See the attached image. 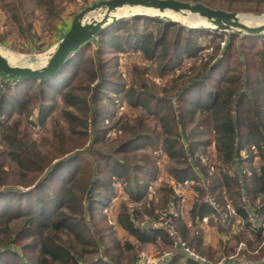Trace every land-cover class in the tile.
Here are the masks:
<instances>
[{
	"label": "trees",
	"instance_id": "trees-1",
	"mask_svg": "<svg viewBox=\"0 0 264 264\" xmlns=\"http://www.w3.org/2000/svg\"><path fill=\"white\" fill-rule=\"evenodd\" d=\"M3 1L18 31L25 35L27 41H34V24L28 20L27 0ZM181 1L202 3L230 12L264 13V0ZM36 3L38 6L44 4L56 21L60 20L56 0H37ZM142 21L149 26L153 24L155 28L140 33ZM113 31H121L122 34L115 36ZM209 33L205 29H191L157 17L135 16L102 29L89 41L91 45L87 53L85 46L88 42L54 76L22 81L0 76L8 83L6 90H0V136L8 142L2 153L6 151L11 161L20 166L22 177L38 174L31 173L25 164L27 156L34 157V154L22 138L6 134V126L12 122L18 126L25 119L32 124H36L33 119L44 123L56 107L48 101L56 100L58 96L62 97L66 107L61 110V118L68 125L67 128L61 127L52 116V122H56L53 131L55 146L49 155L54 164L38 183L33 185L32 182L25 191L17 190L25 197L17 196L13 201L15 206H0V256L10 252L9 264H120L110 254L112 248L104 246V236L85 231V218L92 215L97 198L105 200L109 193L114 192L116 183L123 185L133 202L140 200L158 173L154 166L148 167V158H144L145 164H142L139 161L128 162L126 155L133 149L145 147L146 142L138 144L145 139L152 147L160 145L154 152H160L173 163L170 169L175 184L184 185L192 181L194 190L201 196L205 194V182L210 179L211 167L203 162L197 166V161L207 154L200 147L213 144L219 162L217 167L225 170L219 176H213L212 195L225 201V207L221 206L227 218L231 212L223 190L227 191L233 201L234 215L245 220L248 228L256 233L259 244L263 245L260 253L264 257V34L229 33L225 39L224 34L215 33L212 40L220 37L222 41L215 44L212 52H205L200 38ZM239 39H246L248 44L238 42ZM221 42L225 44L221 46ZM130 47L141 52L147 61L161 65L160 70L164 73L175 69L185 54L197 57L194 63L200 65L186 71L189 76L174 96L178 99L177 108L170 100L162 101V107L154 104L155 93L144 86L130 87L126 94L129 109L142 108L159 120L165 135L163 139H155L152 134L140 136L142 130L130 136L117 135L119 146L116 150L92 148L93 157H84L86 153L78 148L89 141L88 131L95 124L91 121L99 114L103 96L109 89V79L116 75V69L109 68L113 63L109 61L112 57L108 52L120 53ZM213 57L215 62L210 64ZM77 91L80 95L76 94ZM109 104L114 106L115 102L110 100ZM107 111L102 110L103 118ZM208 128L212 130L211 143L197 138L205 135ZM114 130L120 129L115 127ZM187 132L192 134L189 140ZM105 139L106 135L102 141ZM93 140H98V134ZM69 142L72 149H77L76 152L71 148L65 150ZM245 151L246 158L243 155ZM96 158L98 162L94 163ZM29 162L37 172H42L47 166ZM175 184L169 189L170 200L179 203L182 197L178 195ZM3 189L0 188V192ZM219 212L207 202L197 201L189 215L192 223L197 225L205 218L210 217L212 221L213 216L220 217ZM132 216L128 213L121 220L127 234L142 243H154L158 238L173 244L167 232L141 230ZM179 220L182 222L181 218ZM180 230L181 238L186 239L184 227ZM197 244L189 245L195 250L194 245ZM128 247L132 249L133 245ZM175 248L178 254L168 264H206L180 246ZM20 250L29 251L32 256L24 257ZM257 264H264V261Z\"/></svg>",
	"mask_w": 264,
	"mask_h": 264
},
{
	"label": "rangeland",
	"instance_id": "rangeland-1",
	"mask_svg": "<svg viewBox=\"0 0 264 264\" xmlns=\"http://www.w3.org/2000/svg\"><path fill=\"white\" fill-rule=\"evenodd\" d=\"M102 0H56V7L60 13V20L56 21L53 17L52 12L43 4L38 6L37 0H27L26 8H28V20L34 24V41L29 42L26 40L25 35L18 31L17 24L11 20V16L7 11L6 3L0 0V42L1 50L4 52L11 53L13 55L27 57L24 63H20L24 66L41 67L45 64L47 56L52 52L59 40L69 30L73 19L86 7L97 3ZM193 3V2H192ZM238 13V12H237ZM98 12L92 13L96 16ZM244 15L263 16V14L257 15L254 13H240ZM101 16V15H100ZM153 17V16H149ZM132 16L122 20H130ZM120 20V21H122ZM163 20V19H162ZM200 20V19H198ZM118 22V21H117ZM116 23V22H115ZM180 24L191 28V29H205L210 33L207 36H202L200 41L202 46L205 48V52L211 50L215 44L220 40L218 37L215 41L212 40L215 33L224 34L223 37L226 39L227 34L233 32H220L213 28L204 27H191L193 25H185L184 22ZM114 24L111 22L108 26ZM207 24L203 22L201 25ZM60 27L58 28V26ZM140 33L150 29H154L155 26H149L148 23L142 21L139 24ZM115 36L121 35V31H113ZM248 35V34H239ZM126 35H124L125 38ZM96 35L93 37L95 38ZM92 38V39H93ZM224 39V40H225ZM124 40V39H123ZM239 41L248 44L246 39H239ZM85 46V53L91 45L88 42ZM225 43L221 42V46ZM104 43L101 44L103 46ZM93 46V45H92ZM236 43L234 44V47ZM131 49L123 50V52L109 51V57L111 64L109 68L112 70L116 69V75L109 79L108 87L106 89V95L103 96L102 106L99 107V114L92 119L91 122H95L94 126L90 127L88 131L89 141L79 147L78 149L83 150L86 154L84 157H93V150L102 149L109 151L119 146L116 141L117 135L130 136L135 131H140V136H152L155 139H163L165 135L162 133L161 125L159 120L154 115H149L142 108H135L134 110L129 109V102L126 99V94L130 90V87L141 88L142 86L147 87L155 93L154 104L163 106L164 100L173 101L172 105L175 108L178 107V99L175 98V94L181 89L183 83L188 78L186 71L190 67L197 68L200 63H194L195 58L189 54H185L180 64L175 69L167 72H162L161 65H158L154 61H147L143 54L133 47ZM113 55H110V54ZM74 56V54L72 55ZM83 55H81L82 57ZM242 58V57H241ZM214 57L210 60V64L214 63ZM8 86L7 82L0 77V90H6ZM40 97L41 94L37 92ZM80 95L79 91L76 92ZM82 94V93H81ZM90 96V95H87ZM115 102V105H110V100ZM50 104H54L56 107L53 114L44 122L40 123L39 120L33 119L36 124L25 119L20 122L17 126L14 122L6 126L5 133L10 136H15L18 139L22 138L23 143L26 144L34 154V157L27 156L25 164L30 168L31 173L35 176L30 178L22 177L19 169L20 166L17 163L11 161L9 154L3 151V148H7L8 142L0 136V164H2L0 173V188H4V191L0 193V206L1 208L5 204H12L15 206L16 197L21 196L17 190L25 191L27 186L34 182L33 185L39 182L42 177L46 174L49 167L54 164L53 158L49 153L54 149L55 141L53 140V131L56 128V122H59L61 127L67 128L68 125L61 118V110L65 107L63 99L58 96L56 100L50 99ZM153 104V105H154ZM167 105V104H166ZM66 108V107H65ZM102 110H108V114L103 118ZM52 116H55L56 122H52ZM141 121L143 123L141 124ZM28 122V123H27ZM117 127L120 130H114ZM207 133L199 135L197 138L204 141H213L212 130L207 129ZM1 134V132H0ZM95 134H98V140H93ZM106 135V139L102 141L103 136ZM191 133L187 132L186 137L188 140L191 138ZM76 137V135H75ZM146 142L145 147L133 149V152H129L126 156L128 162L139 161L145 164L144 158H148V167H155L157 175L154 180L148 184L145 193L141 196L138 202H133L130 195L124 190V187L120 183H116L113 193H109L105 200H98L95 203V208L92 210V215H88L85 218L86 232L92 233L95 236L102 235L106 238L104 242L105 247H111L110 254L114 260L119 261L120 264H168V261L173 259L178 254L176 251L177 246L173 244H167L164 239H158L154 243H142L136 240L133 236L127 234L123 225L121 224L122 218L126 214L133 215L132 218L136 222V226L142 228L141 230H155L165 231L168 233V222H173L176 231L180 237L184 227L186 233V239L182 238L187 247L194 252V258L201 260L206 264H257V262L263 260L260 253V249L263 246L259 244L256 238V233L249 229L245 223V220H241L236 217L233 211V201L229 198L227 191L223 190V195L226 196L229 206L228 210L231 212L226 218V214L223 213L224 200H220L219 197L212 195V182L213 176H219L222 169L217 167L219 162L216 160L215 147L213 144L209 146H201L203 152H206V156L202 160H198L197 166H201V163L208 164L211 167L209 171V178L205 182V194L201 196L194 190L192 184L194 182H188L184 185H176L172 179L173 172L171 166L173 163L163 154L156 153V150L160 145L151 146L150 141L140 140L138 144ZM94 146V147H91ZM71 142L65 148V150H71ZM64 150V151H65ZM76 152L77 149H72ZM69 152V151H67ZM245 153L243 155L247 157ZM26 156V155H25ZM201 157V156H200ZM29 161H34L36 164L47 165L42 172L35 171L34 167ZM98 159H94V163H97ZM21 170V169H20ZM172 184H175L178 195L181 196L179 203H173L170 200V188ZM194 185V184H193ZM211 188V189H210ZM12 191L13 194L11 193ZM207 195L211 196L207 202ZM197 201L207 202L213 204L211 207L217 208L220 211V217L213 216L212 221L210 217L200 221L197 225H194L190 219L189 212ZM241 204H244V200H241ZM223 213V214H222ZM182 214V216H180ZM251 215V212H249ZM175 217L177 220H175ZM250 217V216H249ZM182 222H180V219ZM226 218V220H221ZM251 219V217H250ZM254 227V226H253ZM264 227V226H263ZM255 228H258L256 225ZM111 233V234H109ZM264 234V232H263ZM116 242V243H115ZM190 243H198L194 245L195 250L189 245ZM132 244L133 248L128 246ZM197 250V251H196ZM24 257L32 256L31 252L20 250ZM10 252H4L0 256V264H9ZM108 258V256H106ZM18 260V259H17ZM14 264V262H13ZM31 264V263H29Z\"/></svg>",
	"mask_w": 264,
	"mask_h": 264
},
{
	"label": "water",
	"instance_id": "water-1",
	"mask_svg": "<svg viewBox=\"0 0 264 264\" xmlns=\"http://www.w3.org/2000/svg\"><path fill=\"white\" fill-rule=\"evenodd\" d=\"M124 7L155 10L160 14H155L153 17L170 22L179 23L181 21L162 14L173 12L190 17L193 20L201 19L207 23L205 25L191 27H207L220 32H233L236 34H264V21H260V23L255 22L259 24L249 25L246 22L251 21V19H246L242 16L243 14L214 9L202 3L181 0H102L86 7L75 16L69 30L59 40L56 48L48 54L45 64L41 67L10 63L2 54L1 51L3 50H1L0 46V75L15 81L46 79L56 75L75 52L111 22L115 23L131 16H148L145 14H133L119 18L115 17L114 14L120 10L122 11ZM95 12H98V14L93 16L92 13ZM100 15L102 17L98 18Z\"/></svg>",
	"mask_w": 264,
	"mask_h": 264
},
{
	"label": "bare ground",
	"instance_id": "bare-ground-1",
	"mask_svg": "<svg viewBox=\"0 0 264 264\" xmlns=\"http://www.w3.org/2000/svg\"><path fill=\"white\" fill-rule=\"evenodd\" d=\"M133 14H145L148 16H155V14H160L158 11L155 10H148V9H131L129 7H124V9L121 11H118V13H115L114 16L119 18V17H123V16H131ZM162 15H167L170 16L172 19H177L180 20L181 22H184L188 25H193V26H201V24H203V21L200 20H193L190 17H185L184 15L182 16L181 14L178 13H173V12H166L165 14ZM243 17H245L246 19H251V21L246 22L247 24H259L260 21H264V15L263 16H254V15H242ZM101 16H98V18H101ZM255 22H259V23H255ZM2 54L10 61V63L12 64H20V63H24L27 60V57H23V56H18V55H11V53L8 52H3L1 51ZM20 61V63L18 62Z\"/></svg>",
	"mask_w": 264,
	"mask_h": 264
},
{
	"label": "built area",
	"instance_id": "built-area-1",
	"mask_svg": "<svg viewBox=\"0 0 264 264\" xmlns=\"http://www.w3.org/2000/svg\"><path fill=\"white\" fill-rule=\"evenodd\" d=\"M1 76V75H0ZM209 199H212L211 196L207 195V202L209 201ZM211 205H215V203L211 204ZM252 219V216H251ZM168 236L173 240L175 246H180L181 248L184 249V251L186 253H188L191 256H195L194 252H192L190 250L189 247H187L186 243H184V241L182 240L181 236L179 237L175 225L173 224V222H168Z\"/></svg>",
	"mask_w": 264,
	"mask_h": 264
}]
</instances>
